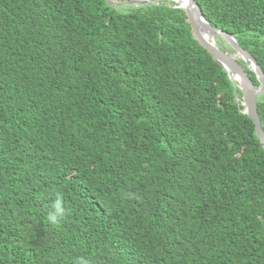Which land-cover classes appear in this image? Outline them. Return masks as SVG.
<instances>
[{
    "label": "trees",
    "instance_id": "obj_1",
    "mask_svg": "<svg viewBox=\"0 0 264 264\" xmlns=\"http://www.w3.org/2000/svg\"><path fill=\"white\" fill-rule=\"evenodd\" d=\"M195 1L264 72V0ZM177 6L0 0V264H264V150Z\"/></svg>",
    "mask_w": 264,
    "mask_h": 264
},
{
    "label": "water",
    "instance_id": "obj_2",
    "mask_svg": "<svg viewBox=\"0 0 264 264\" xmlns=\"http://www.w3.org/2000/svg\"><path fill=\"white\" fill-rule=\"evenodd\" d=\"M105 1L111 6L118 7L121 6V4H118L117 2L122 0ZM155 1H169L178 5L175 0H143L127 4H133L136 7H140L146 4L154 3ZM187 1L192 8V12L185 7H181L179 5L177 7L186 11L192 31L200 45L224 69L234 86L236 88H240L245 107V111L243 113L249 116L252 120L255 126L256 135L264 150V130L258 113V100L264 95V72L262 68L259 66L255 58L240 46L236 36L214 28L205 18L200 5L195 0ZM206 32L211 36L212 41L206 37ZM218 41L221 43V47H219ZM226 45L230 48V51L226 49ZM240 61L244 62L255 74L260 83L259 87H255L253 85L247 72L240 65ZM230 71L233 72L234 78L230 75Z\"/></svg>",
    "mask_w": 264,
    "mask_h": 264
},
{
    "label": "clouds",
    "instance_id": "obj_3",
    "mask_svg": "<svg viewBox=\"0 0 264 264\" xmlns=\"http://www.w3.org/2000/svg\"><path fill=\"white\" fill-rule=\"evenodd\" d=\"M65 216V207L63 198L57 193L55 200L50 205V210L47 214V219L52 224H58ZM74 264H91V262L85 258H77Z\"/></svg>",
    "mask_w": 264,
    "mask_h": 264
},
{
    "label": "bare ground",
    "instance_id": "obj_4",
    "mask_svg": "<svg viewBox=\"0 0 264 264\" xmlns=\"http://www.w3.org/2000/svg\"><path fill=\"white\" fill-rule=\"evenodd\" d=\"M179 6L181 7H185L186 9H188L190 12H192V8L190 7L189 5V2L187 0H175ZM155 2H160V1H155ZM132 3H136V2H132ZM173 3V2H172ZM119 4V3H118ZM122 4H127V3H122ZM121 4V5H122ZM206 37L210 40H211V36L206 32ZM230 75L234 78V74L232 71H230Z\"/></svg>",
    "mask_w": 264,
    "mask_h": 264
},
{
    "label": "rangeland",
    "instance_id": "obj_5",
    "mask_svg": "<svg viewBox=\"0 0 264 264\" xmlns=\"http://www.w3.org/2000/svg\"><path fill=\"white\" fill-rule=\"evenodd\" d=\"M226 49L230 51V48L226 45Z\"/></svg>",
    "mask_w": 264,
    "mask_h": 264
}]
</instances>
